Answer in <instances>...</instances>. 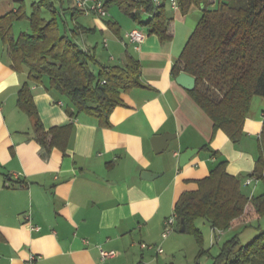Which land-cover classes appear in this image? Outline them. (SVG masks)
Here are the masks:
<instances>
[{
    "label": "crops",
    "instance_id": "0c3cea01",
    "mask_svg": "<svg viewBox=\"0 0 264 264\" xmlns=\"http://www.w3.org/2000/svg\"><path fill=\"white\" fill-rule=\"evenodd\" d=\"M19 1L0 0V16ZM198 9L193 5L181 13L170 7V38L146 34L137 48L124 36L139 27L128 16L131 22L110 8L104 17L70 15L66 25L75 31L68 34L100 63L123 66L133 59L139 64L141 85L121 92L123 103L113 108L107 126L85 113L73 110L71 115L69 100L49 87L47 77L32 82L26 66H12L0 39V264H28L31 256L33 264H160L164 251L140 244L162 247L174 239L161 237L163 221L179 195L196 189L218 159L227 161L226 171L248 192L245 188L253 183L244 182L259 153L264 97H252L243 135L233 142L223 130L213 129L210 117L172 75L199 19L188 15ZM25 84L41 132L34 128L35 117L17 104ZM57 126H69L64 147L51 144L49 131ZM163 133L174 137L155 153L151 138ZM194 147L199 151L180 166L179 155ZM144 172L150 176L144 178ZM257 233L251 230L244 238ZM100 248L115 255L102 260Z\"/></svg>",
    "mask_w": 264,
    "mask_h": 264
},
{
    "label": "trees",
    "instance_id": "16d2710c",
    "mask_svg": "<svg viewBox=\"0 0 264 264\" xmlns=\"http://www.w3.org/2000/svg\"><path fill=\"white\" fill-rule=\"evenodd\" d=\"M101 1L106 15L115 5L143 27L146 34H156L162 41L170 38L167 34L170 18L164 0L159 5L152 0ZM177 3L181 13L195 5L201 15L173 65L172 75L175 78L184 71L195 78V87L189 90L192 97L212 120L213 129L223 130L230 140L237 142L243 135L252 97H264V0H177ZM59 7L62 11L69 9L74 18L87 13L75 3ZM44 11L51 15L44 16ZM58 11L52 0H38L31 3L27 14L24 0H20L16 9L0 16V39L9 51L12 66H26L32 82L47 77L49 87L69 100L67 111L71 115L73 110L85 113L107 126L113 108L123 103L121 92L141 85L139 64L133 59L123 66L100 63L91 49H83L68 34L75 29L64 24L61 31L56 18ZM21 18L29 20L31 31L14 36L12 24ZM92 65L97 66L96 72ZM27 87L25 84L19 90L17 104L35 117L34 128L41 132L43 126ZM211 88L220 92V96L212 94ZM49 132L51 144L65 146L69 126L53 127ZM226 164L225 159H218L209 174L197 181L196 189L179 195L172 213L176 216V230L180 231L179 222L183 218L184 232H192L201 239V231L195 225L197 218L205 219L216 235L217 230L247 227L264 216V192L256 197L244 194L239 179L226 171ZM248 175L264 183V110L259 153ZM244 262L264 264V229L246 245L239 242L237 235L227 239L212 264Z\"/></svg>",
    "mask_w": 264,
    "mask_h": 264
},
{
    "label": "rangeland",
    "instance_id": "374dc122",
    "mask_svg": "<svg viewBox=\"0 0 264 264\" xmlns=\"http://www.w3.org/2000/svg\"><path fill=\"white\" fill-rule=\"evenodd\" d=\"M32 1H38V0H24V8L27 14L30 13L31 10V3ZM54 5H56L57 9L59 10L56 12V18L59 23L60 29L62 31L63 25L66 23L69 24L70 20V13L67 12V10L62 11L60 9V5L62 4L63 7H66L67 5H70V3L73 0H52ZM166 12L171 15L169 3H166ZM115 12L116 15L120 16L121 20H124L125 22H131V20L122 13L117 6L112 5L110 7V13ZM201 11L198 9V11H193L192 13L188 15L190 19H194L197 15L200 17ZM43 15L46 17H49L51 13L49 11H44ZM114 17V14L113 16ZM67 24V27H70V25ZM139 29L144 30L142 27H137ZM12 31L14 36H17L20 32H30L31 26L29 23V20L27 18H21L19 20H16L12 24ZM69 32V31H68ZM100 42L98 43L97 49L100 47ZM99 57V56H98ZM108 59L106 58L105 61ZM93 69H96L95 65H92ZM207 86V84H205ZM211 93L216 94L217 96H220V92L215 91V89L211 88ZM253 184L248 185L245 190L247 189L248 192L245 194L248 196H259L264 192V183L261 180H258L256 184L252 182ZM244 186V185H243ZM244 189V188H243ZM261 226L259 227L258 224ZM195 225L198 227L201 231V239L197 238L194 233L188 232V231H178L174 230L171 233V238L166 245H162L164 253L161 254L160 258V264H212L213 258L216 257L223 245V243L232 237L233 235L239 236L238 239L240 243L246 245V243L250 242L252 240H247L248 238H244V236L247 234V232H251V230H254L256 233L260 230L264 229V218L260 221L254 220L250 225L247 227H243L240 229L235 230L231 233H226L223 231L217 241H212V232L209 223L203 219V218H197L195 220ZM203 252V253H202ZM239 264H249V263H239Z\"/></svg>",
    "mask_w": 264,
    "mask_h": 264
},
{
    "label": "built area",
    "instance_id": "2783aa9c",
    "mask_svg": "<svg viewBox=\"0 0 264 264\" xmlns=\"http://www.w3.org/2000/svg\"><path fill=\"white\" fill-rule=\"evenodd\" d=\"M170 7L174 10L179 9V5L177 3V0H167ZM75 5L81 9H83L85 12H93L96 13L98 16H104L106 15V10L104 8L103 2L101 0H74ZM152 2L155 5H159L162 1L161 0H152ZM125 39L133 43L135 47L137 48L139 44L143 42V40L146 37V32L142 29L139 28H133L125 33ZM258 178L255 176H249L245 180V184H251L252 182H257ZM27 219H29V215L26 216ZM33 228L37 229V226H34ZM176 228V216L174 214L169 215L168 217L165 218L163 221V229L161 232V237L166 238L171 234ZM223 232V230H217L216 235L215 233L212 234V241H214V236L216 239L219 238L220 234ZM140 246L142 248L148 247V248H153L155 247L157 253H161L163 251L162 247L160 245H148L145 243H141ZM115 255L114 250H103L100 248V257L102 260L112 257ZM34 256H31L30 259L28 260V264H33Z\"/></svg>",
    "mask_w": 264,
    "mask_h": 264
},
{
    "label": "water",
    "instance_id": "95a60500",
    "mask_svg": "<svg viewBox=\"0 0 264 264\" xmlns=\"http://www.w3.org/2000/svg\"><path fill=\"white\" fill-rule=\"evenodd\" d=\"M175 81L177 84H179L180 86H182L183 88L187 89V90H192L195 87V78L184 72L181 71L176 77H175ZM174 135L170 134V133H163L160 135H155L151 138V143L154 149L155 153H160L163 150H165L171 140V138H173ZM200 148L198 147H194V148H187L186 150H184L180 155H179V165L183 166L186 163L189 162V160L199 151ZM142 176L144 178H148L150 175L148 172H144V174H142ZM179 230L180 231H184V220L183 218L180 219L179 222Z\"/></svg>",
    "mask_w": 264,
    "mask_h": 264
}]
</instances>
